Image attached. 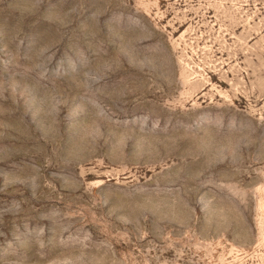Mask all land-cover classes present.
Returning <instances> with one entry per match:
<instances>
[{
    "label": "rangeland",
    "instance_id": "rangeland-1",
    "mask_svg": "<svg viewBox=\"0 0 264 264\" xmlns=\"http://www.w3.org/2000/svg\"><path fill=\"white\" fill-rule=\"evenodd\" d=\"M0 264H264V0H0Z\"/></svg>",
    "mask_w": 264,
    "mask_h": 264
}]
</instances>
